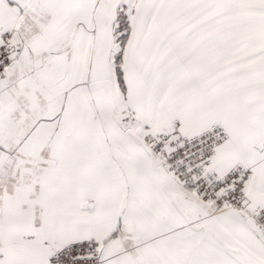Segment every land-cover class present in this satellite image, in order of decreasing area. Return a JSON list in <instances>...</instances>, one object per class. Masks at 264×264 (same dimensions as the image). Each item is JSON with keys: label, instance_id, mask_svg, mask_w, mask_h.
Instances as JSON below:
<instances>
[{"label": "snow or ice", "instance_id": "snow-or-ice-1", "mask_svg": "<svg viewBox=\"0 0 264 264\" xmlns=\"http://www.w3.org/2000/svg\"><path fill=\"white\" fill-rule=\"evenodd\" d=\"M0 264H264V0H0Z\"/></svg>", "mask_w": 264, "mask_h": 264}]
</instances>
